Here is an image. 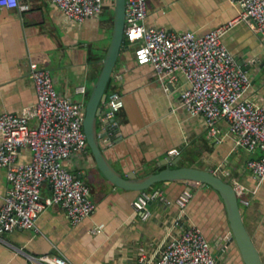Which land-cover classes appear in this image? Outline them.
Instances as JSON below:
<instances>
[{
  "label": "crops",
  "instance_id": "obj_1",
  "mask_svg": "<svg viewBox=\"0 0 264 264\" xmlns=\"http://www.w3.org/2000/svg\"><path fill=\"white\" fill-rule=\"evenodd\" d=\"M20 1H27L30 7L19 12L0 6V113L17 112L35 100L27 66L30 60L49 70L62 96L83 106L109 44L112 10L109 5H102L98 13L73 22L50 0ZM146 7L145 26L203 34L224 25L220 37L236 63L264 53V35L253 28L250 19L239 17L240 7L234 2L146 0ZM245 71L250 78L245 94L264 106L262 75H253L252 68ZM109 80V88L116 89L123 101L116 115L117 127L107 128L102 115L98 120L100 147L112 166L123 173H146L165 167L168 155L175 158L180 154V165L215 169V174L231 184L242 183L241 197L248 203L237 197L241 218L264 264V178L258 181L246 166L248 158L264 152L234 145L224 119L217 122L220 137L209 135L203 118L189 114L179 100L184 85L182 75L178 73L170 81L166 75L156 73L150 63H137L133 45L126 40H122ZM78 86L84 91H77ZM102 106L106 107L105 101ZM29 124L34 125L35 119H29ZM171 147L177 153L168 154ZM28 158V149L20 147L17 159ZM64 164L88 184L95 209L72 224L61 207L50 205L37 215L36 231L21 228L0 233V264H30L27 254L45 252L63 255L68 264H106L115 259L134 262L141 246L148 257H153L177 213V206L152 199L148 203L150 214L142 218L132 208L140 190L122 188L106 179L87 146L71 152ZM6 186L5 171L0 166V201ZM157 187L168 198L188 190L185 221L201 229L213 251L229 230L219 193L210 185L178 179L159 181L143 190ZM40 192L49 194L48 185H42ZM176 232L174 229L173 233ZM216 263L243 264L232 242Z\"/></svg>",
  "mask_w": 264,
  "mask_h": 264
},
{
  "label": "built area",
  "instance_id": "obj_2",
  "mask_svg": "<svg viewBox=\"0 0 264 264\" xmlns=\"http://www.w3.org/2000/svg\"><path fill=\"white\" fill-rule=\"evenodd\" d=\"M50 1L73 22L83 21L102 8V0ZM228 1L238 4L239 17L250 19L253 28L264 35V0ZM0 6L21 12L30 4L0 0ZM146 10V0H124L123 38L133 45L135 61L150 63L156 73L166 75L170 81L181 74L184 85L179 91V100L189 114L203 118L209 135L220 137L217 122L224 119L234 145L264 152V106L245 94L250 78L221 40L224 25L203 34L145 26ZM27 66L35 100L17 112L0 113V166L4 168L7 183L0 201V233L21 228L36 231L37 215L50 205L61 207L72 224L95 209L88 184L64 164L71 152L86 147L82 103L62 96L47 68L31 60ZM76 90L83 92L84 88L78 86ZM105 104L102 118L107 128L113 129L118 125L116 115L123 104L116 89L106 92ZM31 118L35 119L34 125L29 124ZM20 147L29 151L25 161L17 159ZM167 152L175 154L177 149L171 147ZM246 166L261 181L264 153L248 158ZM44 184L50 189L47 195L40 192ZM232 186L239 201L247 204L248 200L241 197L242 183L234 181ZM189 197L188 190L174 198L165 196L160 187L140 190L132 201V208L140 212L142 218L150 214L148 202L155 198L176 205L177 213L153 257H148L141 246L134 262L115 259L106 264H217L211 244L201 229L185 221L184 209ZM27 257L30 264H68L60 254L45 252L27 254Z\"/></svg>",
  "mask_w": 264,
  "mask_h": 264
},
{
  "label": "water",
  "instance_id": "obj_3",
  "mask_svg": "<svg viewBox=\"0 0 264 264\" xmlns=\"http://www.w3.org/2000/svg\"><path fill=\"white\" fill-rule=\"evenodd\" d=\"M102 5H109L112 10V31L108 47L101 60L100 70L86 102L82 106V129L85 134L86 146L90 150L96 167L106 179L116 186L126 189L143 190L156 182L170 179L210 185L223 200L229 224V230L214 247L213 254L215 258L217 259L232 242L237 247L243 264H263L262 258L243 224L238 198L230 182L222 179L207 167L178 164L180 154L175 158L168 155L167 160L164 162L166 166L159 170L146 173H135L134 171L123 173L112 166L101 150L99 138L102 134L98 133V120L99 116L103 115L105 111L102 103L105 101L106 84L122 45L124 0H102ZM237 64L243 70L252 68L253 75H262L264 79V53H259L255 57H248L247 61L239 59ZM105 123L108 126L107 122ZM169 163L178 165L170 167Z\"/></svg>",
  "mask_w": 264,
  "mask_h": 264
},
{
  "label": "rangeland",
  "instance_id": "obj_4",
  "mask_svg": "<svg viewBox=\"0 0 264 264\" xmlns=\"http://www.w3.org/2000/svg\"><path fill=\"white\" fill-rule=\"evenodd\" d=\"M126 39L125 38H123V41H125ZM110 81V80H109ZM110 90V88H109V86L107 87V88H105V91H109Z\"/></svg>",
  "mask_w": 264,
  "mask_h": 264
},
{
  "label": "trees",
  "instance_id": "obj_5",
  "mask_svg": "<svg viewBox=\"0 0 264 264\" xmlns=\"http://www.w3.org/2000/svg\"><path fill=\"white\" fill-rule=\"evenodd\" d=\"M109 86V80L107 81L106 88Z\"/></svg>",
  "mask_w": 264,
  "mask_h": 264
},
{
  "label": "flooded vegetation",
  "instance_id": "obj_6",
  "mask_svg": "<svg viewBox=\"0 0 264 264\" xmlns=\"http://www.w3.org/2000/svg\"><path fill=\"white\" fill-rule=\"evenodd\" d=\"M215 260H216V258H215Z\"/></svg>",
  "mask_w": 264,
  "mask_h": 264
}]
</instances>
